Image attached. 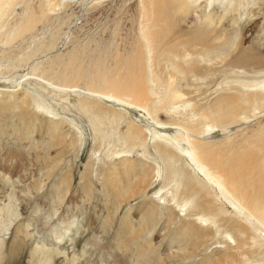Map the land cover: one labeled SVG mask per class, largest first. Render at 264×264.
Here are the masks:
<instances>
[{"label": "rangeland", "instance_id": "obj_1", "mask_svg": "<svg viewBox=\"0 0 264 264\" xmlns=\"http://www.w3.org/2000/svg\"><path fill=\"white\" fill-rule=\"evenodd\" d=\"M70 2L65 13L31 33L37 40H53L51 49L12 74L0 73V264H264L263 234L251 238L253 228L229 208L221 211L228 218L221 233L227 230L228 237L214 233L211 223L189 218L181 205L184 193L164 183L153 163V145H163L164 139L176 140L186 152L183 117L233 92L245 79L227 70L213 77L212 64L206 63L199 79L171 78V86L181 91L166 102L171 104L159 102L154 108L150 103L158 95L144 98L138 107L115 95H91L81 82L69 89L47 85L29 73L33 63L57 60L56 68L80 51L83 62L92 66L97 43L111 39L119 49L137 34L138 0ZM252 10L255 15L247 24L260 19L244 46L263 33L264 4ZM223 22L230 25V16ZM29 36L15 39L11 47L24 50ZM5 48L0 45V51L9 50ZM33 91L54 115L35 109ZM77 102L95 105L91 110L100 115L91 117L95 127ZM259 123H264L261 114L224 131L214 127L189 136L215 169L226 162L224 150L236 158L243 155L244 140L257 132ZM155 132L161 137L155 138ZM251 149L264 158V148ZM212 191L209 187L202 196L207 202ZM211 203V208H221L220 200ZM238 241L245 243L239 246Z\"/></svg>", "mask_w": 264, "mask_h": 264}, {"label": "bare ground", "instance_id": "obj_2", "mask_svg": "<svg viewBox=\"0 0 264 264\" xmlns=\"http://www.w3.org/2000/svg\"><path fill=\"white\" fill-rule=\"evenodd\" d=\"M25 1L0 0V45L9 49L0 51L1 74H12L35 56L51 49L53 40H37L31 33L72 6L70 0H38L34 5ZM250 1L138 0V28L131 43L118 49L111 39L100 41L95 45L92 66L83 62L80 51H73L70 58L61 63L62 66L55 68L57 60H39L35 65L33 63L29 71L47 85H54L58 89L76 88L78 86L69 84L81 82L91 95H115L119 101L138 103V107H142L144 98L158 95L159 99L150 103L152 108L157 107L159 102L163 106L171 104L166 102L181 91L180 87L171 86V78L199 79L204 76L206 63L212 64L213 77L217 72L227 70L245 79L238 81L239 86L234 87L233 92L220 95L210 106L183 117L186 152L183 153L176 140L172 139H164L161 146L153 145L156 174L164 183L173 186V191L181 190L184 193L181 205H186L185 211L189 210L188 217L213 224L214 233L220 232L227 237V230L221 231L228 218L221 211L228 208L253 228L251 238L258 232L264 235V158H257L251 149L264 148V123H259L257 132L244 140L241 157L236 158L233 152L224 150L223 160L226 162L215 169L208 166V156L199 150V145L189 134L197 135L203 129L214 127L224 131L230 124L245 122L260 114L264 116V74L261 73L264 72V26L260 28L263 33L254 36V42L248 46L242 45L246 37L253 36L256 30L254 26L260 19L255 18L252 26L247 24L255 15L252 13L253 5L259 7L264 2ZM18 5L20 12L14 14ZM228 16L230 25L223 22ZM28 33L30 36L24 40L27 42L24 50L17 51L11 47L15 39L22 40ZM48 78L61 83L54 84ZM29 94L36 110L54 115L38 92ZM76 105L95 127L91 117H100L91 110L95 105L84 102H77ZM104 133L108 135V131ZM154 134L155 138L161 137V134ZM239 140L232 148L237 146ZM101 147L99 144L94 149L97 152ZM143 147L145 153L146 146ZM190 166L192 168L188 170ZM209 187L213 191L207 202L204 193L209 191ZM217 200H220L221 208H211V202ZM236 243L241 246L245 241Z\"/></svg>", "mask_w": 264, "mask_h": 264}]
</instances>
